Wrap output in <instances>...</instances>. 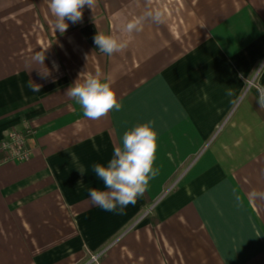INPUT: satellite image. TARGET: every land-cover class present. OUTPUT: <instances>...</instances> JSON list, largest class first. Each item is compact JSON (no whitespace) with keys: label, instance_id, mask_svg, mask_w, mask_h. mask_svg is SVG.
I'll return each mask as SVG.
<instances>
[{"label":"crops","instance_id":"crops-1","mask_svg":"<svg viewBox=\"0 0 264 264\" xmlns=\"http://www.w3.org/2000/svg\"><path fill=\"white\" fill-rule=\"evenodd\" d=\"M149 7L163 22L124 32ZM54 22L47 0H0V140L31 130L30 158L0 163V264H264V199L248 195L264 192V109L245 85L264 64V0H96L63 34ZM87 24L128 48L94 49ZM44 49L46 78L29 72ZM96 73L122 108L92 120L65 92ZM142 124L159 174L122 213L91 205L93 165Z\"/></svg>","mask_w":264,"mask_h":264},{"label":"clouds","instance_id":"clouds-1","mask_svg":"<svg viewBox=\"0 0 264 264\" xmlns=\"http://www.w3.org/2000/svg\"><path fill=\"white\" fill-rule=\"evenodd\" d=\"M50 13L55 17L54 28L61 34L66 32L68 21L81 22L83 10L87 6L93 10L96 0H47ZM164 14L158 9L147 8L142 15L132 19L124 26V32L131 34L143 30L146 21L162 23ZM128 39H122L113 34L98 33L94 37V44L105 55L112 56L121 53L129 46ZM48 49V48H47ZM35 52L30 58L29 72L35 67L39 74L46 78L51 71L44 64L46 50ZM40 65L44 66L43 70ZM264 75V64L254 69L245 80L246 88L255 89L256 99L261 109H264V85L259 82ZM28 88L33 92H40L42 85L32 79ZM82 108L83 115L92 120L106 117L113 109L119 111L122 104L118 101L115 90L109 82L102 80L99 73L88 75L82 82H75L65 92ZM231 95V92H229ZM158 149V133L150 124L135 126L122 136V146L116 147L113 157L107 164L97 163L92 167L104 187L89 189V199L93 206L106 212L122 213L129 204H135L149 187V183L158 174L154 168ZM83 174L85 171L79 169ZM249 199H264V192L252 191ZM236 199L239 201L240 197Z\"/></svg>","mask_w":264,"mask_h":264},{"label":"built area","instance_id":"built-area-1","mask_svg":"<svg viewBox=\"0 0 264 264\" xmlns=\"http://www.w3.org/2000/svg\"><path fill=\"white\" fill-rule=\"evenodd\" d=\"M31 130L11 128L7 136L0 140V163L12 161L22 162L30 158L31 148L28 146ZM101 253L89 256V264H98Z\"/></svg>","mask_w":264,"mask_h":264},{"label":"trees","instance_id":"trees-1","mask_svg":"<svg viewBox=\"0 0 264 264\" xmlns=\"http://www.w3.org/2000/svg\"><path fill=\"white\" fill-rule=\"evenodd\" d=\"M81 31L93 48L98 50L97 46L94 44V37L97 34L94 26L92 24H87L82 27Z\"/></svg>","mask_w":264,"mask_h":264}]
</instances>
